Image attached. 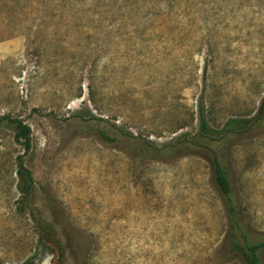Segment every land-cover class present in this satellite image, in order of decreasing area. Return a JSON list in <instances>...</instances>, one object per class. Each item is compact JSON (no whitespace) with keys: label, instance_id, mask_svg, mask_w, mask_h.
Listing matches in <instances>:
<instances>
[{"label":"rangeland","instance_id":"rangeland-1","mask_svg":"<svg viewBox=\"0 0 264 264\" xmlns=\"http://www.w3.org/2000/svg\"><path fill=\"white\" fill-rule=\"evenodd\" d=\"M263 100L264 0H0V264H245L213 156L261 238ZM233 119L254 122L203 132ZM33 215L61 246L38 249Z\"/></svg>","mask_w":264,"mask_h":264},{"label":"trees","instance_id":"trees-1","mask_svg":"<svg viewBox=\"0 0 264 264\" xmlns=\"http://www.w3.org/2000/svg\"><path fill=\"white\" fill-rule=\"evenodd\" d=\"M261 112L264 115V100L261 106ZM10 122L14 124L17 141H20L24 145L25 150H30L32 133L30 126L25 124L23 120L17 118L10 119ZM252 122H254V120L244 121L233 119L227 122L222 131H214L211 130L208 127L206 121L203 120L202 129L206 135H213L215 132H222V134L225 132L228 134H237L246 129L249 123ZM179 149V144H171L158 150L162 151L164 154H168L172 152H178ZM19 160L20 165L17 171L19 182L17 186L22 196V210L24 209V207H26V204L28 202L27 197H31L34 194L35 187L31 171L25 168L21 157H19ZM213 171L214 179L222 193L226 205L225 209L229 223V231L227 234L226 242L229 245L230 251L240 255L245 264H264L262 260V254L264 253V235L257 240H255L251 236L249 231L250 223L246 220V216L241 210V207L238 206L235 190L232 185L227 167L224 164L223 158L216 152H214L213 156ZM48 203L49 207H52L57 211V218L65 224L67 229V217L63 212H61L56 201L49 197ZM33 221L35 232L38 235V249H48L50 251H53V248L49 246V244L61 246V241L57 239V233L54 224L42 219L40 216L35 215H33ZM81 243L82 249L85 252H88V242L83 240L81 241ZM38 254V251L35 252L34 255H32L22 264H36Z\"/></svg>","mask_w":264,"mask_h":264}]
</instances>
